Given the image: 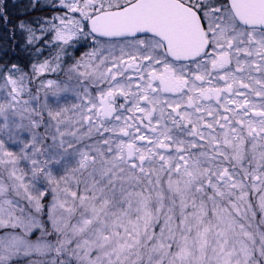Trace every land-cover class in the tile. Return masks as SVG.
Masks as SVG:
<instances>
[{"label":"snow or ice","instance_id":"6c2138e0","mask_svg":"<svg viewBox=\"0 0 264 264\" xmlns=\"http://www.w3.org/2000/svg\"><path fill=\"white\" fill-rule=\"evenodd\" d=\"M0 264H264V0H0Z\"/></svg>","mask_w":264,"mask_h":264}]
</instances>
